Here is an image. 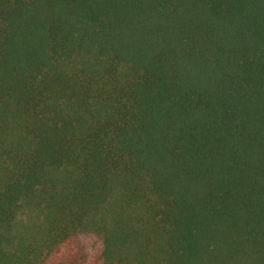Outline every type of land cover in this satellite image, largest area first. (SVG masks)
I'll return each mask as SVG.
<instances>
[{"label": "trees", "instance_id": "obj_1", "mask_svg": "<svg viewBox=\"0 0 264 264\" xmlns=\"http://www.w3.org/2000/svg\"><path fill=\"white\" fill-rule=\"evenodd\" d=\"M0 264H264V0H0Z\"/></svg>", "mask_w": 264, "mask_h": 264}]
</instances>
